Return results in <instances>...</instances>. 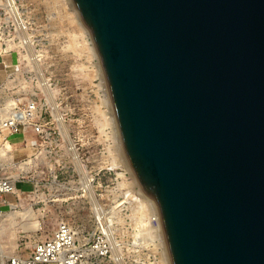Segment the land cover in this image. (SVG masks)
I'll return each instance as SVG.
<instances>
[{
  "label": "water",
  "instance_id": "95a60500",
  "mask_svg": "<svg viewBox=\"0 0 264 264\" xmlns=\"http://www.w3.org/2000/svg\"><path fill=\"white\" fill-rule=\"evenodd\" d=\"M171 264H264V0H72Z\"/></svg>",
  "mask_w": 264,
  "mask_h": 264
},
{
  "label": "rangeland",
  "instance_id": "374dc122",
  "mask_svg": "<svg viewBox=\"0 0 264 264\" xmlns=\"http://www.w3.org/2000/svg\"><path fill=\"white\" fill-rule=\"evenodd\" d=\"M22 4L31 26L23 31L30 45H20L17 35L14 43L9 42L11 35L0 29V103L24 104L34 98L42 104L46 123L41 134L29 129L23 142L16 143L23 132L7 137L11 150L9 160H0V176L9 177L16 188L3 196L5 202L0 199V264H7L14 254H28L33 243L49 237L61 221L78 232L82 245L95 240L99 225L108 230L111 252L94 256L93 264H163L162 249L149 234L154 218L133 174L114 158L115 141L96 79L99 58L81 43L84 34L77 10L69 0ZM75 38L80 41L78 49L71 46ZM30 53L47 80L45 90ZM84 181L91 184L104 211L102 223Z\"/></svg>",
  "mask_w": 264,
  "mask_h": 264
},
{
  "label": "built area",
  "instance_id": "2783aa9c",
  "mask_svg": "<svg viewBox=\"0 0 264 264\" xmlns=\"http://www.w3.org/2000/svg\"><path fill=\"white\" fill-rule=\"evenodd\" d=\"M26 11L22 0H0V29L7 30L8 35H11L9 42L14 43V35H17L18 43L28 47L30 41L23 32L31 27L25 16ZM45 123L42 104L34 98L26 100L24 104H20L18 100L2 102L0 144L10 135L26 129L41 134ZM14 190V182L7 176H0V199L5 202L3 196L13 193ZM93 233H98L95 240L91 239L87 245H82L77 240L78 232L69 223L61 221L49 237L34 242L28 254H14L8 257L7 264H93L94 256H105L111 252V244L106 234L109 233L108 230L99 225Z\"/></svg>",
  "mask_w": 264,
  "mask_h": 264
},
{
  "label": "bare ground",
  "instance_id": "6f19581e",
  "mask_svg": "<svg viewBox=\"0 0 264 264\" xmlns=\"http://www.w3.org/2000/svg\"><path fill=\"white\" fill-rule=\"evenodd\" d=\"M69 4L71 5L72 8H74L75 10H77L75 8L72 0H69ZM76 19L78 20L79 26L82 29V35L84 34L83 35V40L85 42L83 41L81 43L84 44V47H86V48L88 47L89 50H90V52L94 56V58L97 59L98 58V55H97V52L95 50V46H94L93 40L91 38V35H90L89 31H88L89 34L86 31H84V27H83L84 24L81 21V18H80V15H79V12L78 11H76ZM72 43H73V45H71V46H74L77 49H78L79 46H81L80 45V41L78 40V38L77 39L75 38ZM29 55L30 56H34L33 53H30ZM30 59H31L32 63H34L35 66L37 67L38 75L42 76L43 75V74H41L42 71H41L39 65H37V64H39V62L37 61V58L34 56L33 58H30ZM35 62H37V63H35ZM95 66H96V74H97L96 77L98 76L97 79L99 81L98 82L99 83V87H100L99 89H101L100 91L102 93L101 94V96H102L101 102L105 105V108H106V110L104 112V115H106L105 116L106 117V123H109L108 126H111V129H112L111 130L112 137L114 138V141H115V148H114V153H113V154H115L114 155V158H117V159L119 158V160H121V162L124 163V165H126L129 168V171L131 172V174H133L132 176L134 177L135 183L138 184V186L140 188L139 189V192H140V194H142V196H143V198L145 200V203L148 206V210H150L149 211V214L151 216H153V218H154L153 222L151 224L149 223L150 224V229H149L150 232H149V234L152 233L151 236L150 235L149 236H150V238L152 240L157 241V244L156 245H158L162 249V254H161L162 263L163 264H171L170 258H169V254H168V251H167V247H166V243H165V239H164V235H163V231H162V227H161V223H160V219H159L158 212H157V208H156V205H155V202L151 198L147 197L144 194V192H142L141 187L139 185V182H138V180H137V178H136V176H135L132 168L129 165L128 159L126 157V154H125V151H124V148H123V144H122V140H121V136H120V132H119L117 120H116V117H115V114H114V110H113L112 103L110 101V96H109V93H108V89H107V86H106L105 77H104V73H103V70H102L100 61H99V63L98 62H95ZM40 79H41V84L40 85L43 87L44 90L47 89L48 88V83L46 82L47 80H45V78L43 76ZM62 129L66 132V128L63 126V124H62ZM68 138H69V136H68ZM10 150H11V145H10V143H9L8 140H5L3 144H0V160H4V162H5V160H9V151ZM72 154L73 155L76 154V152H74V149H72ZM82 168H83V165H82ZM80 170L83 171L81 168H80ZM85 170H86V168H85ZM85 174H87V173H85ZM15 188H16V185H15ZM84 189H87V193H88L87 195H89V197H90V199L92 201V205L96 209L97 218L100 219V222H101L102 215H104L103 214L104 211H103L102 207H100L99 200L93 196L94 195V190L92 189L91 184H89L88 181L85 182ZM103 221H105V223L107 222L106 220H103ZM146 234H148V233H146ZM118 249H119L118 246L115 245V252L119 254V250ZM2 256H3V254H2V247H1V244H0V261L2 260Z\"/></svg>",
  "mask_w": 264,
  "mask_h": 264
},
{
  "label": "crops",
  "instance_id": "0c3cea01",
  "mask_svg": "<svg viewBox=\"0 0 264 264\" xmlns=\"http://www.w3.org/2000/svg\"><path fill=\"white\" fill-rule=\"evenodd\" d=\"M28 131H30V130L26 129L25 131H23V136H22V134L21 135L19 134V138H18V141H16V143L17 142H21V141L23 142V140L26 139V137H27L25 133L28 132Z\"/></svg>",
  "mask_w": 264,
  "mask_h": 264
}]
</instances>
